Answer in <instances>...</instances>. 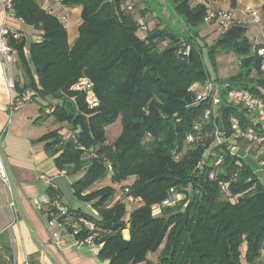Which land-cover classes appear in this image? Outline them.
<instances>
[{"label":"trees","instance_id":"16d2710c","mask_svg":"<svg viewBox=\"0 0 264 264\" xmlns=\"http://www.w3.org/2000/svg\"><path fill=\"white\" fill-rule=\"evenodd\" d=\"M155 1L60 0L80 9L70 44L59 17L36 0H13V16L38 33L8 34L17 54L11 110L27 98L38 107L33 125L54 126L38 142L59 171L76 177L73 196L89 210L67 207L57 219L69 227L80 218L91 222L94 230L82 227L75 238L93 237L100 260L264 264V185L254 165L264 160V143L237 133L253 126L242 106L224 98L215 108L196 103L192 89L212 80L264 100L257 55L264 44H251L236 23L204 53L195 35H177L154 13ZM168 1L193 28L212 10L208 0L192 7V0ZM215 49L238 59L225 80L212 79L205 66L204 57L215 70ZM82 81L87 89L74 90ZM118 120L121 132L107 144L105 130ZM176 195L184 199L163 206Z\"/></svg>","mask_w":264,"mask_h":264},{"label":"crops","instance_id":"0c3cea01","mask_svg":"<svg viewBox=\"0 0 264 264\" xmlns=\"http://www.w3.org/2000/svg\"><path fill=\"white\" fill-rule=\"evenodd\" d=\"M196 3L201 0H192ZM43 10L57 17L66 16L64 24L69 43L77 38V29L80 24V9L67 8L61 5L60 0H37ZM246 9H252L262 14V1L237 0ZM231 0H208L207 7L212 10L230 11L236 23H245L246 36L255 43L264 42V24H253L251 18L244 12L239 14L229 5ZM243 8V9H245ZM242 9V10H243ZM244 11V10H243ZM5 15L0 5V26L6 22L12 32H22L27 39H33L38 33L32 27L12 17ZM261 18L264 20V15ZM72 30L71 33L68 31ZM13 92L8 89L4 70L0 62V137L4 141L2 150L3 160L8 172L9 181L4 184L0 180V264H108L98 257L99 247L87 242H77L76 239L63 232L64 243L59 247L50 239V230L47 227L49 201L59 198L61 203L72 209H83L89 212L86 205H68L63 200L62 186L67 185L72 192L75 176L59 171L54 159L43 151V143L38 142L49 130L51 123L41 126L33 125L37 117L38 107H25L32 104L28 100L19 104L14 110L16 117L11 120V104ZM48 125L47 130H44ZM43 128V130L41 129ZM51 188V191L49 190ZM73 195V193H72ZM14 207H10L11 203ZM9 225V226H8ZM124 239H129L128 230L122 232ZM8 254H10L8 256Z\"/></svg>","mask_w":264,"mask_h":264},{"label":"built area","instance_id":"2783aa9c","mask_svg":"<svg viewBox=\"0 0 264 264\" xmlns=\"http://www.w3.org/2000/svg\"><path fill=\"white\" fill-rule=\"evenodd\" d=\"M0 5L3 8L4 14L7 16L13 9V0H0ZM246 14L251 18L253 24L259 25L261 22V17L259 14L252 10L246 9ZM59 21L63 24L66 23L67 18L66 16H60ZM207 23L215 24L219 27L220 30L225 31L228 30L232 25L236 24V21L233 19L231 13L222 10H208L207 15L205 18ZM240 24V23H238ZM10 29L8 28L5 20L0 26V62L5 74L6 85L8 89L12 90L14 87V80H13V68L14 64L17 59L16 51L11 48L8 41V34L10 33ZM264 44V42H263ZM27 50L24 49V53L26 54ZM257 55L264 60V47H261L257 50ZM86 82L82 81L77 83L74 86V90L77 91H84L86 90ZM193 91H196V103H203L207 102L211 104L212 108L217 107L222 99H225L227 104H238L242 106L248 113L252 115L251 123L253 124L252 128H249L247 132H240L238 131L239 135L243 137V139L248 140L249 142H254L256 144L262 145L264 143V100L252 95L248 91L244 90H228L225 85L220 84L218 82L208 80L204 84H195L192 87ZM225 91V93H223ZM24 101L27 98L23 99ZM92 100V99H91ZM91 105L93 104V100L89 102ZM210 114V111H207L204 117H207ZM197 129V127H195ZM188 143L194 141L192 136H187L186 138ZM3 145L0 138V180L7 184L9 181L8 172L3 160ZM219 163V161H218ZM222 189L225 190L226 186H222ZM173 200L164 201L162 204L163 206H170L175 201H181L184 199L182 195L173 196ZM49 205L52 207L54 212L56 213L57 217H53L47 219V227L50 230V239L52 240L53 244L56 248H59L63 243V232H66L68 235L76 239L75 237L81 231V228L88 231L94 230V225L83 219L80 218L77 220V223L71 225L70 227L66 222L58 221V217L66 216L68 213V208L64 206L59 198H55L51 202H48ZM10 207H14V203L10 204ZM9 226V225H8ZM70 229V230H69ZM77 242H87L93 245V237H87L83 241L76 240ZM94 246V245H93ZM25 264H28L26 261Z\"/></svg>","mask_w":264,"mask_h":264},{"label":"rangeland","instance_id":"374dc122","mask_svg":"<svg viewBox=\"0 0 264 264\" xmlns=\"http://www.w3.org/2000/svg\"><path fill=\"white\" fill-rule=\"evenodd\" d=\"M37 1V0H36ZM196 5V2H191V7ZM232 9L235 10V12H238L239 14L242 11V14L246 13V8L241 6L237 0H235V3L232 5V3H229V5ZM245 8V9H243ZM152 9L156 15L160 17L164 21V23L177 35L183 36L184 38L189 37V35H195L197 38L198 43L203 49V52L213 46L216 41L219 39V37L222 35L223 31L219 29L218 26L215 24H209L203 21V24L200 26L193 28L191 25H187L184 21V18L180 15H178L173 10V5L168 0H156L152 3ZM244 11H243V10ZM263 14V12H262ZM262 14L259 12V16L261 17ZM9 20L8 23L10 24V21H12L13 11L9 13ZM261 24H264V20L261 18ZM240 26L244 27L247 30V26L244 23H240ZM68 27V25H66ZM69 33L72 32V30L67 28ZM190 30V31H189ZM247 37V36H246ZM248 39V38H247ZM248 41L251 44H254V41H251L248 39ZM186 44V42L184 41ZM218 50V49H215ZM223 50H218V54L216 55V67L215 70H213L211 63L208 62L206 57H204L205 66L206 69L209 71L210 76L212 79L216 78L217 80H225L231 76H233L236 72L237 66H238V59L232 54V53H225L222 52ZM37 106L36 103H32L29 106L25 107V109H31ZM15 111L11 114V120L14 121L16 114H14ZM48 125L45 126L44 130H47ZM43 130V128H41ZM106 140L107 144L112 143L120 134L121 132V124L120 121H116L114 124L108 126L106 128ZM1 138L2 145L4 147V141ZM149 141V138H146V142ZM255 161V160H254ZM256 165L257 169H262L261 171L264 172V160L259 159L258 162L254 163ZM259 171V178L263 182L264 185V176L263 173ZM258 173V172H257ZM62 193H63V200L68 205H73L75 201H77L74 196L72 195L71 189L65 185L61 187ZM78 206H82L80 202H76ZM77 205H73L77 206Z\"/></svg>","mask_w":264,"mask_h":264}]
</instances>
